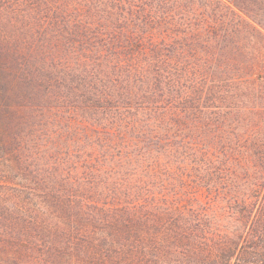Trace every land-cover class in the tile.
<instances>
[{
  "label": "trees",
  "instance_id": "1",
  "mask_svg": "<svg viewBox=\"0 0 264 264\" xmlns=\"http://www.w3.org/2000/svg\"><path fill=\"white\" fill-rule=\"evenodd\" d=\"M260 2L0 0V264H264Z\"/></svg>",
  "mask_w": 264,
  "mask_h": 264
},
{
  "label": "rangeland",
  "instance_id": "2",
  "mask_svg": "<svg viewBox=\"0 0 264 264\" xmlns=\"http://www.w3.org/2000/svg\"><path fill=\"white\" fill-rule=\"evenodd\" d=\"M250 4V6H252L251 8H253V14H256V12L258 11L259 12V17L260 16H262V18H264V9H262V8H264V0H261V2L260 3H249ZM1 170H3V168L1 167L0 168Z\"/></svg>",
  "mask_w": 264,
  "mask_h": 264
}]
</instances>
